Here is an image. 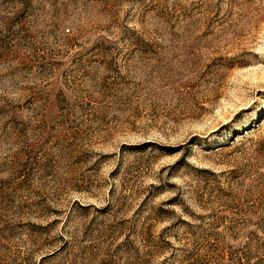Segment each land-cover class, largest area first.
Wrapping results in <instances>:
<instances>
[{
    "label": "rangeland",
    "instance_id": "obj_1",
    "mask_svg": "<svg viewBox=\"0 0 264 264\" xmlns=\"http://www.w3.org/2000/svg\"><path fill=\"white\" fill-rule=\"evenodd\" d=\"M0 264H264V0H0Z\"/></svg>",
    "mask_w": 264,
    "mask_h": 264
}]
</instances>
